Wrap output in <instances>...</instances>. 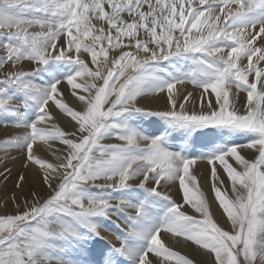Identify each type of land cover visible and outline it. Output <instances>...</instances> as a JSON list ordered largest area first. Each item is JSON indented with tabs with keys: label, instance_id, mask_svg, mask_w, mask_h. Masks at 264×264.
Returning <instances> with one entry per match:
<instances>
[{
	"label": "snow or ice",
	"instance_id": "obj_1",
	"mask_svg": "<svg viewBox=\"0 0 264 264\" xmlns=\"http://www.w3.org/2000/svg\"><path fill=\"white\" fill-rule=\"evenodd\" d=\"M258 37L264 0H0V68L33 65L0 78V123L25 129L0 148L25 150L51 189L42 202L33 192L23 212L0 215V264H194L166 246L162 233L206 249L215 264H264ZM110 49L119 52L110 58ZM62 81L82 110L64 102ZM185 82L200 90L198 99L178 90ZM164 93L163 109L139 103ZM50 102L77 125L71 134L49 126ZM109 138L117 142L104 143ZM38 141H59L66 154L46 163L33 154ZM198 160L210 166L211 190L231 231L210 214L191 169ZM24 180L21 174L16 186ZM177 182L179 203L161 191ZM186 205L199 215L186 214ZM114 215L126 225L113 233L118 244L101 235Z\"/></svg>",
	"mask_w": 264,
	"mask_h": 264
},
{
	"label": "bare ground",
	"instance_id": "obj_2",
	"mask_svg": "<svg viewBox=\"0 0 264 264\" xmlns=\"http://www.w3.org/2000/svg\"><path fill=\"white\" fill-rule=\"evenodd\" d=\"M257 47H264V38L259 37L257 39ZM3 53H4L3 49H0V54H3ZM244 63H246V59L244 60ZM261 66H264V62H261ZM6 68L12 70L14 67L13 65H9V66H6ZM3 73L0 68V78H2ZM77 82L82 83L83 82L82 78H78ZM63 85L67 86L66 81L63 83ZM177 88L180 91H185V93L192 92L193 96L196 97L197 99L199 97L200 90L195 88L190 82H185L184 84H178ZM62 91L63 89L61 88L60 92L62 93ZM76 91H77V95H86V93L83 92V90H76ZM71 92L68 94L66 92H63V95H65V97L62 96V98L63 99L65 98V101L67 100L70 101L69 103H71L74 106L73 108L82 110L81 102L78 100L77 96H73ZM58 98H61V97H58ZM246 99H247L246 95L243 92L242 97L240 96V100H242V103L245 104ZM13 103H17V101H13ZM139 103L141 106L148 107L153 110L163 109L166 106V93L159 94V95L146 96L143 99H140ZM191 107L192 106L189 105V109H191ZM69 127L73 128V125L71 124ZM10 129L15 130L14 136L25 131V129L23 128H13L12 127ZM63 147L64 145H62L59 141H55V142L49 141L47 144L38 141L34 145V151H36L42 157V159L45 160L46 163L57 165L59 163V160H58L59 153L58 152H61ZM241 154L244 155L245 158H252V154L246 151L245 149L241 150ZM230 162H233V161L230 160ZM192 166H194V172L196 174L197 182L200 187V190L204 193V196L209 203V210H210V214L212 218L224 230L231 231L232 226H231L230 221H228L226 214L223 212V209L219 207L218 202L215 200L214 195L212 194V190H211L212 182L210 180V166H208L206 162L200 161V160L197 161L196 164ZM234 166L236 165L234 164ZM28 167H29L28 168L29 176L31 177V180L34 182V184L36 185L38 192L41 193L42 195L49 193L50 189L47 186H45L42 182V176L44 174V171L40 169L39 165H32V166L29 165ZM21 174L22 173L17 174L18 176L15 179L18 180ZM49 174H52V173L49 172ZM220 174L224 178V184L226 185L227 190L229 192V198L233 199L234 197L231 192V185L226 177V174H224L222 171ZM25 181L26 179L24 180L22 184L23 186L25 184ZM57 181L58 180L53 181L54 187L57 184ZM102 183H105V181H103ZM164 189L169 192L170 196L174 200H176L178 203L181 202L182 194L179 191L177 183L175 185H172L170 187V190L168 188H164ZM5 201L6 199H4V201L2 200L0 201V215H9V213L5 214V209H4V206L6 204ZM183 210L186 212V214L194 215L193 214L194 210H192L187 205L184 207ZM14 214H16V212L10 213V215H14ZM105 228L107 227L104 226L101 228V235L108 237L111 232L109 231L110 232L109 233L108 231L105 230ZM161 239H162V242L166 246L172 248L174 251H178L180 254L185 255L189 259H192L194 264H215V257L213 254L208 252L206 249H202L199 246L193 244L191 241L185 240L183 237L173 236L171 233H162ZM150 255H154V254H150ZM170 264H174V261L170 262Z\"/></svg>",
	"mask_w": 264,
	"mask_h": 264
},
{
	"label": "rangeland",
	"instance_id": "obj_3",
	"mask_svg": "<svg viewBox=\"0 0 264 264\" xmlns=\"http://www.w3.org/2000/svg\"><path fill=\"white\" fill-rule=\"evenodd\" d=\"M196 2V0H194V3ZM127 19V17H125ZM97 27H100L101 22L100 21H93ZM106 27V25H105ZM39 28L38 27H34L32 29H30V31H38ZM257 31L259 30V26H257ZM259 38V37H258ZM257 38V39H258ZM62 42V41H61ZM88 43H91V41H87ZM125 43H127V39H125ZM125 50H131V49H125ZM119 50L118 49H110L109 50V56L110 58L113 57L114 55L118 54ZM0 55H5V53L0 54ZM81 58L85 60L86 63H88L89 67H92L93 70L95 68V66H93L91 64V60L90 57L86 54V53H82L81 54ZM11 64H7L5 65L4 68H1L2 73L6 72V71H15V70H30L33 65L31 62L29 61H23L21 62L20 65L14 67L12 70L7 69L6 66H9ZM3 78V75H2ZM65 81H62L60 85H58L59 90H61V88L63 89V92H66L67 94L71 92L70 87L64 86L63 83ZM93 83L99 84L101 83V81H92ZM235 91V89H234ZM242 93H239V105L241 106V108L243 107L242 100H240V96L242 97ZM246 95V93H245ZM65 97V95H63ZM65 103H67L70 107H74L71 103H69L70 101H65V98L63 99ZM49 108H50V114L52 116L51 121H49V126L51 124H55L57 127H59L61 130H63L65 133L67 134H71L73 132V130L77 127V125L75 124L74 121H71V118L68 117L66 114L61 113L59 109H57L54 105L49 104ZM74 110L76 109L77 111H79L77 108H73ZM147 119V118H146ZM68 124H72L73 128H70ZM145 128L150 129L151 127H154V125H148L145 124L144 125ZM16 128L13 125H5L3 123H0V141H3L5 139H7L10 136H14V129H10V128ZM51 142H55V141H51ZM113 142H117L114 138H109L107 140L104 141V143H113ZM240 143H242L243 141H238ZM65 148V146L62 148L61 152H58V157H62L64 154L63 149ZM249 153L252 154L251 150H247ZM36 157L42 159V157L36 152L34 151L33 153ZM59 160V159H58ZM199 161V160H198ZM60 162V161H59ZM29 165H35L32 162H26V151L23 149H16V148H8V149H3L0 148V201H4V199H6V204L4 206L5 209V214L6 213H13L17 211L23 212L25 210V204H24V200L26 199L29 202V205L33 202V197H32V193L35 192L38 194V196L41 199V202L43 201V199H46L49 195H51V189L50 192L42 195L41 193L38 192L36 185L34 184V182L31 180V177L29 176V172H28V166ZM191 169L194 170V166H191ZM22 173L24 174V176H26V181L24 186L22 185L21 187H17V182L18 180H16L15 178L18 176L17 174ZM194 175L196 176L195 172ZM62 178V176H61ZM59 180L57 181L58 184ZM103 181H100V183H102ZM133 183H136L135 181ZM56 184V185H57ZM178 184V182H177ZM55 185V186H56ZM224 189L227 191V196L229 198V192L227 190L226 185L224 184ZM161 191H165L164 188H161ZM169 194V192H168ZM212 194L214 195V193L212 192ZM170 195V194H169ZM13 197H15V203L13 202ZM16 204H19L20 207L19 209H17ZM131 211V210H128ZM194 215L198 216L199 214L193 212ZM115 216V215H114ZM117 225H119V228L117 227ZM104 226L107 227L108 232L111 234H109L108 237L103 236L106 240H111L112 243L114 244H118V241L116 242V238L115 235L113 233H119L123 228L126 227V225L123 223L122 219H117V217H111L110 220L105 221Z\"/></svg>",
	"mask_w": 264,
	"mask_h": 264
}]
</instances>
